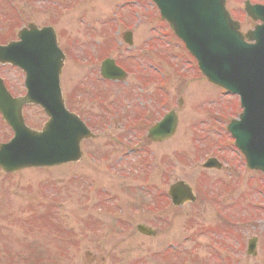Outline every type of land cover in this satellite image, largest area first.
Listing matches in <instances>:
<instances>
[{"label": "rangeland", "instance_id": "rangeland-1", "mask_svg": "<svg viewBox=\"0 0 264 264\" xmlns=\"http://www.w3.org/2000/svg\"><path fill=\"white\" fill-rule=\"evenodd\" d=\"M9 1L19 9L14 12L15 26L23 14L25 20L26 14L29 22L40 26L60 20L58 29L68 32L62 40L83 39L85 47L88 29L101 27L96 19L109 20L111 34V20L126 17L127 11L133 18L136 12L140 25L135 35L142 37L140 46L146 44V38H153L160 48L150 60L146 56L145 70L139 67L144 89L141 94L151 92L146 91L145 83H159L153 70L157 66L164 72L166 88L173 97L166 110L177 112L178 126L174 136L162 143L150 142L144 138V131L136 132L143 136L138 139L128 128L130 121L117 109V86L91 77L87 51L75 50L65 60L60 76L64 104L100 136L81 144L77 163L0 173V264H227L235 254L243 257L237 264H264V209L260 208L264 204V192L260 193L263 176L245 169L226 131L229 122L241 113L238 98L206 82L183 45L160 23L152 4L148 0H74L71 13L65 14L60 10L68 1ZM126 1L129 5L119 8ZM246 1L264 3L226 1L242 33L254 27L243 12ZM6 2L0 0L2 33L10 27L7 17L12 10ZM0 77L13 97L24 95L20 71L0 66ZM157 95L158 103L159 91ZM106 101L115 116L113 127L103 135ZM23 117L26 127L34 131H40L47 121L36 106L26 107ZM11 137L12 132L0 121V144ZM211 154L222 164L220 171L199 166ZM206 180L217 183V197H225L222 209L234 202L224 216L226 221L243 226L228 228L218 220V226H224L218 228L215 215L209 212L204 218L199 214L200 199L191 206L189 215L188 204L168 207L171 184L182 181L201 196ZM137 225L154 229L156 235H140ZM252 237L258 239L257 256L245 259L244 251L234 248L240 244L246 247Z\"/></svg>", "mask_w": 264, "mask_h": 264}, {"label": "water", "instance_id": "water-1", "mask_svg": "<svg viewBox=\"0 0 264 264\" xmlns=\"http://www.w3.org/2000/svg\"><path fill=\"white\" fill-rule=\"evenodd\" d=\"M151 1L208 81L239 95L243 114L228 130L247 167L264 175V7L246 4V14L262 25L243 37L238 24L225 11V0ZM245 39L252 44H247ZM63 60L50 28L37 30L30 26L29 30L21 31L19 42L0 47V63H9L23 71L27 90L23 98L13 99L0 85V112L14 132V138L0 146L3 172L79 159V144L89 138V132L64 108L59 88ZM107 66L104 63L103 69ZM104 70L103 76L110 78L109 70ZM31 104L40 107L49 118L40 133L30 131L23 123L21 110ZM187 190L181 183L171 188L174 204L178 205L177 199L181 201ZM137 230L153 235L141 226Z\"/></svg>", "mask_w": 264, "mask_h": 264}, {"label": "flooded vegetation", "instance_id": "flooded-vegetation-1", "mask_svg": "<svg viewBox=\"0 0 264 264\" xmlns=\"http://www.w3.org/2000/svg\"><path fill=\"white\" fill-rule=\"evenodd\" d=\"M47 1V0H45ZM63 3L65 1H68L66 9L67 11H72V6L75 3L74 0H61ZM61 2V5L63 4ZM7 5L11 8L16 9L17 11L19 9L15 8L12 1L7 0ZM61 8V7H60ZM12 10V9H11ZM71 13V12H70ZM24 15V14H23ZM20 19L18 21L19 23H16V26L14 24L15 16L13 13V10L11 11V14H8L7 17V23L10 25L9 29L7 31L0 30V45H5L7 43L13 42L17 40V34L19 29L27 27L31 22L26 20L25 18ZM60 21V20H59ZM57 22L56 24H48V25H42L41 27L45 26H51L55 30L56 39H57V45L59 49L64 53L65 57H72V54L75 50H78L79 52L87 51L86 55L89 56V59L91 58H106L109 54V51L111 49V36L108 34L109 31V24L108 21H100L96 20L97 22H100L101 27L96 28L95 26H91L88 29V32H86V37L88 41V46L85 47L84 44L81 43V39H71L66 38L65 41L62 40V37H67L68 32L67 30H59L57 25H59L61 22ZM68 22V21H66ZM105 23V24H104ZM37 25V24H36ZM65 26H72V23H65L63 24ZM39 26V25H37ZM117 37H119V34H117ZM136 37V36H135ZM138 38V37H137ZM121 39L123 41V35H121ZM65 42V43H64ZM140 45L135 44V40H133V45L131 47V51H118V56L122 57L124 62L120 64V66L124 69L126 72V76L124 77V81L120 83H113L112 86H117V92H118V106L117 108L121 114L122 117L126 116V120L130 124L128 128L130 131H133L135 135L138 136L140 133H136L138 131H146V129L150 126L151 121L155 120V118L158 115V112L156 111V99L158 97L157 91H158V84L157 83H145L143 86L145 87L146 91L150 89V91L153 93V96L150 97L151 92H148L147 94L144 93L141 94V90H144L141 88V76L138 73L139 67L134 65V60H136V57L138 56V53L140 52ZM116 55H113V58L116 59ZM91 77L93 76L94 79H98L97 77V69L94 65H90L89 70ZM104 81V80H103ZM105 82V81H104ZM109 84V83H106ZM145 92V91H144ZM172 95L170 92H166L165 96H161L162 101L170 102L172 101ZM136 101L137 103H135ZM117 106V107H118ZM104 110L107 111L106 105L104 106ZM148 126V127H147ZM108 133V132H107ZM142 134V133H141ZM207 186V185H204ZM219 198L216 194H214L211 190H203L202 192V206L199 214L201 217L205 218V215H207L210 212V215H215L216 224L218 228H221L224 226H221V224H224L226 227H230L229 225H234L235 227L239 226V222L229 223L226 221L227 212L231 210L232 207H234V202H231L230 204H226L224 208H221V202L218 201ZM210 203V208L212 211H209V207L207 204ZM232 219V216L229 217ZM218 220L221 221L220 226H218ZM238 225V226H237ZM232 227V231L234 232L235 227ZM227 228V229H228ZM236 251V249H235ZM237 252V251H236ZM233 255V254H231ZM237 255L235 254L234 257ZM250 257L246 255L245 259H249ZM242 259V258H241ZM232 263L237 264L236 259L232 258ZM243 261V260H242Z\"/></svg>", "mask_w": 264, "mask_h": 264}]
</instances>
